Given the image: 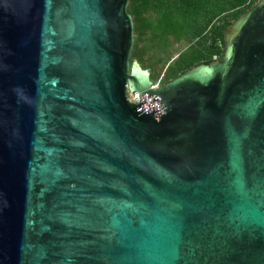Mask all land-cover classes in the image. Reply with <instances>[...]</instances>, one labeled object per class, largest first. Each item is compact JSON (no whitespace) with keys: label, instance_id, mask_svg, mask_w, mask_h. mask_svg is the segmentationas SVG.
Instances as JSON below:
<instances>
[{"label":"water","instance_id":"95a60500","mask_svg":"<svg viewBox=\"0 0 264 264\" xmlns=\"http://www.w3.org/2000/svg\"><path fill=\"white\" fill-rule=\"evenodd\" d=\"M129 1L0 0V264H264V0L157 89Z\"/></svg>","mask_w":264,"mask_h":264},{"label":"trees","instance_id":"16d2710c","mask_svg":"<svg viewBox=\"0 0 264 264\" xmlns=\"http://www.w3.org/2000/svg\"><path fill=\"white\" fill-rule=\"evenodd\" d=\"M259 1L130 0L135 36L130 61L163 85L197 65L222 60L225 30ZM179 42L187 45L173 55L170 47Z\"/></svg>","mask_w":264,"mask_h":264},{"label":"built area","instance_id":"2783aa9c","mask_svg":"<svg viewBox=\"0 0 264 264\" xmlns=\"http://www.w3.org/2000/svg\"><path fill=\"white\" fill-rule=\"evenodd\" d=\"M160 86H161L160 82H152V89H157ZM128 98L131 102H133L135 104H138L140 102L139 93H138V91H136L134 89L128 90Z\"/></svg>","mask_w":264,"mask_h":264},{"label":"rangeland","instance_id":"374dc122","mask_svg":"<svg viewBox=\"0 0 264 264\" xmlns=\"http://www.w3.org/2000/svg\"><path fill=\"white\" fill-rule=\"evenodd\" d=\"M186 43L185 42H179V43H174L171 47H170V51L172 50L173 55H177V53H179L180 51H182L185 47H186ZM171 53V54H172ZM141 66V65H140ZM142 67V66H141ZM143 68V67H142ZM149 72L151 73V71L149 70Z\"/></svg>","mask_w":264,"mask_h":264}]
</instances>
